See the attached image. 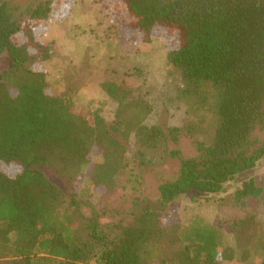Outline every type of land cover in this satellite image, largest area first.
I'll list each match as a JSON object with an SVG mask.
<instances>
[{
	"label": "trees",
	"instance_id": "trees-1",
	"mask_svg": "<svg viewBox=\"0 0 264 264\" xmlns=\"http://www.w3.org/2000/svg\"><path fill=\"white\" fill-rule=\"evenodd\" d=\"M56 4L67 0L24 8L0 0V262L264 264L260 205H248L264 200L248 175L264 159V0H119L105 8L134 40L164 38L186 81L217 89L211 142L191 128L148 125L152 104L114 81L100 83L117 106L111 122L54 93L44 66L52 45L40 29ZM94 151L100 161L92 162ZM88 166L92 187L110 195L99 203L82 185ZM183 196L215 198L217 220L169 222ZM223 225L233 245L221 247Z\"/></svg>",
	"mask_w": 264,
	"mask_h": 264
},
{
	"label": "rangeland",
	"instance_id": "rangeland-1",
	"mask_svg": "<svg viewBox=\"0 0 264 264\" xmlns=\"http://www.w3.org/2000/svg\"><path fill=\"white\" fill-rule=\"evenodd\" d=\"M10 1L20 8L34 2ZM115 3L119 0H67L62 8L55 5L54 18L46 28L40 29V37L52 45L51 58L44 63L52 91L72 98L82 108L100 112L106 121L111 122L117 106L100 83L114 81L132 88L136 94H142L152 104L153 111L146 120L148 125L191 128L195 138L211 142L217 126L214 114L217 89L210 82L191 84L186 81L170 62V46L164 38L154 36L149 42L134 40L132 32L121 20L105 11ZM4 68L5 62L1 61L0 71ZM91 159L92 162L100 161L101 156L94 151ZM165 167L175 168L176 162L169 161ZM90 170V166L84 169L82 185L91 189L93 201L99 203L110 195L103 189L92 187ZM42 171L68 193V185L63 179L48 169ZM248 175L264 187V159ZM238 184L237 180L229 182L228 190H233ZM117 194L119 191L111 198ZM261 201L249 200L248 205H260L258 221L264 224V200ZM218 215L215 198L194 200L183 196L171 208L168 220L189 223L194 218H202L212 223ZM227 245H233V239L223 225L221 247ZM252 252V260L258 261L262 251L257 244Z\"/></svg>",
	"mask_w": 264,
	"mask_h": 264
}]
</instances>
